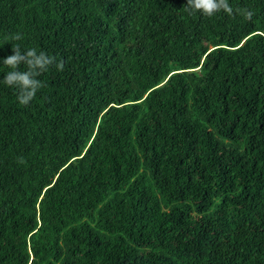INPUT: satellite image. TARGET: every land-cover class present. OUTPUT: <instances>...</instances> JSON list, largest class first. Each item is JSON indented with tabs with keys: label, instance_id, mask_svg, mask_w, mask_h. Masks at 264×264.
<instances>
[{
	"label": "trees",
	"instance_id": "16d2710c",
	"mask_svg": "<svg viewBox=\"0 0 264 264\" xmlns=\"http://www.w3.org/2000/svg\"><path fill=\"white\" fill-rule=\"evenodd\" d=\"M229 3L0 0V264H264V0ZM17 45L64 61L27 107Z\"/></svg>",
	"mask_w": 264,
	"mask_h": 264
},
{
	"label": "clouds",
	"instance_id": "9594fccd",
	"mask_svg": "<svg viewBox=\"0 0 264 264\" xmlns=\"http://www.w3.org/2000/svg\"><path fill=\"white\" fill-rule=\"evenodd\" d=\"M185 10L191 15L200 12L208 17L223 12L228 16L242 15L251 20L254 13L248 9H233L229 0H187ZM17 34L14 39H21ZM13 54L3 60L11 71H8L3 79L6 86L18 89L17 100L19 104L27 107L35 99L38 91L43 88L44 83L38 77L47 72L50 67L55 66L58 71L64 70V61H57L54 55L35 48L22 50L19 45L13 49ZM21 65L24 70H21Z\"/></svg>",
	"mask_w": 264,
	"mask_h": 264
}]
</instances>
